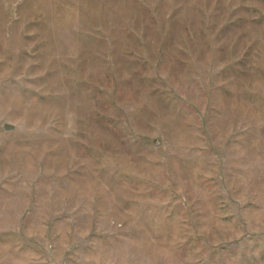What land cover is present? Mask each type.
<instances>
[{
    "label": "rangeland",
    "instance_id": "obj_1",
    "mask_svg": "<svg viewBox=\"0 0 264 264\" xmlns=\"http://www.w3.org/2000/svg\"><path fill=\"white\" fill-rule=\"evenodd\" d=\"M0 264H264V0H0Z\"/></svg>",
    "mask_w": 264,
    "mask_h": 264
},
{
    "label": "water",
    "instance_id": "obj_2",
    "mask_svg": "<svg viewBox=\"0 0 264 264\" xmlns=\"http://www.w3.org/2000/svg\"><path fill=\"white\" fill-rule=\"evenodd\" d=\"M5 128L6 129H14V126L10 125V124H5Z\"/></svg>",
    "mask_w": 264,
    "mask_h": 264
}]
</instances>
